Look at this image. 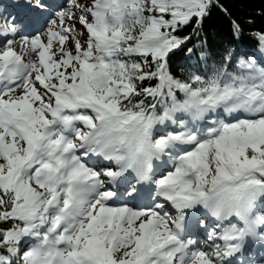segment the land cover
I'll use <instances>...</instances> for the list:
<instances>
[{
	"label": "snow or ice",
	"instance_id": "6c2138e0",
	"mask_svg": "<svg viewBox=\"0 0 264 264\" xmlns=\"http://www.w3.org/2000/svg\"><path fill=\"white\" fill-rule=\"evenodd\" d=\"M217 8L0 0V264H264V29L211 57Z\"/></svg>",
	"mask_w": 264,
	"mask_h": 264
},
{
	"label": "trees",
	"instance_id": "16d2710c",
	"mask_svg": "<svg viewBox=\"0 0 264 264\" xmlns=\"http://www.w3.org/2000/svg\"><path fill=\"white\" fill-rule=\"evenodd\" d=\"M221 2L229 8L233 18H239L244 27V33L239 41H236L231 33L229 17L220 9H213L212 14L205 20L201 33L202 38L207 39L206 51L209 56L219 58V54L226 47L238 48L241 53H255L259 56L260 49L252 34L264 29V17L259 14L261 0H221ZM184 55L180 54L174 59L183 60ZM200 66L203 67V64L201 63ZM176 70L179 71V68Z\"/></svg>",
	"mask_w": 264,
	"mask_h": 264
}]
</instances>
